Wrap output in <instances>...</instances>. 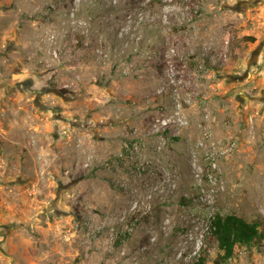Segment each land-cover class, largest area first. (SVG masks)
<instances>
[{
	"label": "rangeland",
	"instance_id": "374dc122",
	"mask_svg": "<svg viewBox=\"0 0 264 264\" xmlns=\"http://www.w3.org/2000/svg\"><path fill=\"white\" fill-rule=\"evenodd\" d=\"M218 212L264 228V0H0V264H264Z\"/></svg>",
	"mask_w": 264,
	"mask_h": 264
},
{
	"label": "trees",
	"instance_id": "16d2710c",
	"mask_svg": "<svg viewBox=\"0 0 264 264\" xmlns=\"http://www.w3.org/2000/svg\"><path fill=\"white\" fill-rule=\"evenodd\" d=\"M211 229L219 247L224 251L223 259L234 256L240 244L257 245L264 241V228L259 221H251L233 212L216 213L211 217Z\"/></svg>",
	"mask_w": 264,
	"mask_h": 264
},
{
	"label": "flooded vegetation",
	"instance_id": "af4514ba",
	"mask_svg": "<svg viewBox=\"0 0 264 264\" xmlns=\"http://www.w3.org/2000/svg\"><path fill=\"white\" fill-rule=\"evenodd\" d=\"M25 84L27 86H33L34 85V81L32 79H28V80L25 81Z\"/></svg>",
	"mask_w": 264,
	"mask_h": 264
}]
</instances>
